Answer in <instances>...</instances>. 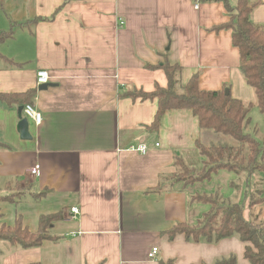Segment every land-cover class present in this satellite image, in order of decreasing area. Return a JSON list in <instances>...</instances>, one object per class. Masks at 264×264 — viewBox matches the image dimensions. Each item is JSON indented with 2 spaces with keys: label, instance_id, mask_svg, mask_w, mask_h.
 <instances>
[{
  "label": "crops",
  "instance_id": "obj_1",
  "mask_svg": "<svg viewBox=\"0 0 264 264\" xmlns=\"http://www.w3.org/2000/svg\"><path fill=\"white\" fill-rule=\"evenodd\" d=\"M248 3L252 24L264 26V0ZM228 20L223 3L205 0H0V32L12 33L0 42V93L35 90L28 104L42 115L35 126L18 113L22 105L0 104V142L7 146L0 150V196L21 194L0 202V226L19 221L35 233L40 216L61 213L48 229L52 239L38 247L0 241V264H213L229 255L249 264L237 237L204 243L169 234L174 224L193 225L209 210L192 196L219 189L241 202L245 184L235 190L236 176L219 171L158 190L175 173L176 157L200 169L201 130L191 111L173 110L155 131L156 100L131 96L166 88L157 66L168 60L181 67V86L197 75L201 90L225 88L251 105L247 132L261 130L255 90L239 70L230 30L219 29ZM39 70L49 76L40 91ZM139 142L145 154L129 150ZM35 165L38 173L30 176ZM73 207L79 216H70ZM258 209L260 219L264 202ZM153 247L155 261L147 258Z\"/></svg>",
  "mask_w": 264,
  "mask_h": 264
},
{
  "label": "trees",
  "instance_id": "obj_2",
  "mask_svg": "<svg viewBox=\"0 0 264 264\" xmlns=\"http://www.w3.org/2000/svg\"><path fill=\"white\" fill-rule=\"evenodd\" d=\"M221 2L229 20L219 29L230 30L231 43L238 52L239 70L246 83L255 90L256 107L262 117L261 130L253 128L247 132L251 105H243L234 99L226 89L205 91L198 86V76H192L185 86H181V67L165 60L157 67L162 69L166 88L156 87L153 92L138 91L132 93L133 99L156 100L157 109L150 128L157 131L163 116L170 111H191L197 118L201 130L200 138L195 142L203 158L200 169L192 168L180 158L174 159L175 173L162 179L157 189L171 188L181 182L183 186L195 182L207 181L219 171L231 172L236 180L231 183L235 190L245 184V198H224L220 190L213 194H198L190 202L209 206V210L193 225L176 223L169 234L184 235L191 242L217 243L220 240L237 237L245 243L244 258L249 264H264V214L257 206L264 202V26H256L249 19L248 0H235L232 6L229 0H205ZM12 37L11 32H0V42ZM9 61V60H6ZM13 65L15 64L9 61ZM150 67V66H148ZM35 90L21 94H1L0 104L6 107L30 102ZM232 141V142H231ZM7 146L0 142V150ZM254 181L251 183V178ZM21 194L0 196V202H13ZM245 199L251 218H243ZM61 219V213L40 216L38 230L29 232L16 221L12 227L0 226V241L21 248L38 247L42 241L51 240L48 229L54 221ZM157 264H173L172 260H159ZM213 264H237L233 255L216 259Z\"/></svg>",
  "mask_w": 264,
  "mask_h": 264
},
{
  "label": "built area",
  "instance_id": "obj_3",
  "mask_svg": "<svg viewBox=\"0 0 264 264\" xmlns=\"http://www.w3.org/2000/svg\"><path fill=\"white\" fill-rule=\"evenodd\" d=\"M195 8H197V4L195 5ZM48 82H49V76H48L47 72L44 71V70H39L36 73V77H35V88L38 89L40 86L47 85ZM22 114H23V116L26 119L32 121V123L35 126H39L41 124L42 115H41L40 112H38L33 107V105L26 104L22 108ZM156 146H158V145L156 144ZM129 150L138 152L140 154H145L146 150H147V147H146L145 144L139 142V143H136L135 145H131L129 147ZM37 173H38V165H35L34 168H32L29 171V175L30 176H35ZM69 212H70V216L71 217H77V216H79V213H80L79 209L76 208V207L70 208ZM157 252H158V248L157 247L151 248L150 251L147 253L148 260L155 261Z\"/></svg>",
  "mask_w": 264,
  "mask_h": 264
},
{
  "label": "water",
  "instance_id": "obj_4",
  "mask_svg": "<svg viewBox=\"0 0 264 264\" xmlns=\"http://www.w3.org/2000/svg\"><path fill=\"white\" fill-rule=\"evenodd\" d=\"M47 86H48V84L47 85L40 86L37 90L38 91L45 90ZM226 93H228V92L226 91ZM21 112H22V108H19L18 109V113L21 114ZM27 127H28L27 120L26 119L20 120V122L18 124V129L20 131H22L23 134L26 133Z\"/></svg>",
  "mask_w": 264,
  "mask_h": 264
},
{
  "label": "rangeland",
  "instance_id": "obj_5",
  "mask_svg": "<svg viewBox=\"0 0 264 264\" xmlns=\"http://www.w3.org/2000/svg\"><path fill=\"white\" fill-rule=\"evenodd\" d=\"M231 2L234 4L235 1H234V0H231ZM231 142H232V141H231ZM257 208H258V206H257Z\"/></svg>",
  "mask_w": 264,
  "mask_h": 264
}]
</instances>
